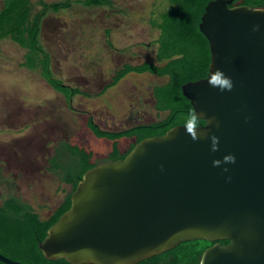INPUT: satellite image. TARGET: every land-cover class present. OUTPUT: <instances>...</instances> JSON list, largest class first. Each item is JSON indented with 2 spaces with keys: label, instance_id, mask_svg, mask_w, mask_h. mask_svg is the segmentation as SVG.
<instances>
[{
  "label": "water",
  "instance_id": "1",
  "mask_svg": "<svg viewBox=\"0 0 264 264\" xmlns=\"http://www.w3.org/2000/svg\"><path fill=\"white\" fill-rule=\"evenodd\" d=\"M234 1L205 5L208 73L181 85L204 124L175 125L87 169L38 242L46 259L136 264L198 239L213 242L199 264H264V7Z\"/></svg>",
  "mask_w": 264,
  "mask_h": 264
},
{
  "label": "rangeland",
  "instance_id": "2",
  "mask_svg": "<svg viewBox=\"0 0 264 264\" xmlns=\"http://www.w3.org/2000/svg\"><path fill=\"white\" fill-rule=\"evenodd\" d=\"M30 1L33 13L41 9L38 0ZM110 1L88 7L71 0L70 8L47 10L41 20L39 41L51 56L52 76L80 89L69 103L42 78L39 66L29 69L21 64L28 59L23 48L0 40V83L19 86L21 92L8 88L0 94V202L16 195L40 218H47L71 189L50 167L55 147L78 145L91 151L97 162L111 150V140L96 138L87 127L89 116L101 130L119 131L167 115L155 108L153 96L154 87L164 84L166 76L129 72L109 85L125 63L160 64L155 60L158 31L149 21L166 3ZM3 3L0 0V9ZM132 139L121 137L117 146L125 150Z\"/></svg>",
  "mask_w": 264,
  "mask_h": 264
},
{
  "label": "trees",
  "instance_id": "3",
  "mask_svg": "<svg viewBox=\"0 0 264 264\" xmlns=\"http://www.w3.org/2000/svg\"><path fill=\"white\" fill-rule=\"evenodd\" d=\"M84 6H103L110 0H81ZM165 9L149 21L158 31L155 40L157 45L154 62H142L137 65L125 63L116 70L111 83L114 85L129 72L166 76L164 84L153 89L155 108L167 111V115L155 122L139 123L119 131L101 130L89 116L87 127L97 137L112 141L111 151L107 160L123 158L141 139L162 135L175 125L194 127L204 124L197 118L189 100L183 96L181 85L206 77L210 62L209 43L199 30L198 24L205 5L210 0H164ZM237 1V0H235ZM41 9L33 13L30 0H4L0 9V40L9 39L25 50L28 58L22 65L29 69L40 67L42 78L55 91L63 94L69 103L71 98L80 93V89L64 84L51 74V56L39 41L40 24L48 11L57 12L70 8L71 0L45 2L38 0ZM78 3V2H77ZM81 3V2H79ZM240 4L248 7H264V0H240ZM108 35V32H106ZM38 60V62H35ZM32 62L31 66L29 63ZM87 95V94H85ZM133 138L125 150L117 146V139ZM100 161V162H103ZM92 161V152L78 145L62 143L55 147V153L49 160L51 169L61 180L70 184L71 189L62 202L47 218L39 214L16 195H8L0 202V254L24 264H70L64 259L48 260L38 249L49 226L70 206V194L75 189L82 174L89 168L100 163ZM227 244L228 240H220ZM213 242L191 240L181 242L174 248L144 259L136 264H199L202 251ZM0 264H6L0 260Z\"/></svg>",
  "mask_w": 264,
  "mask_h": 264
},
{
  "label": "flooded vegetation",
  "instance_id": "4",
  "mask_svg": "<svg viewBox=\"0 0 264 264\" xmlns=\"http://www.w3.org/2000/svg\"><path fill=\"white\" fill-rule=\"evenodd\" d=\"M234 4H240V0H237V1H234ZM13 42V41H12ZM14 43V42H13ZM16 44V43H15ZM8 88H11V89H8ZM19 88V86H7V85H4L3 83H0V94L3 93V92H8V90H15L16 91V94L18 95V92H20V89H17ZM8 89V90H7ZM7 90V91H6ZM18 91V92H17ZM21 93V92H20ZM21 100V98H20ZM107 131V130H106ZM93 133V132H92ZM94 135V133H93ZM95 136V135H94ZM96 138H104V137H97ZM109 140V139H108ZM118 140V139H117ZM134 139H132L133 141ZM129 146V145H128ZM111 151V150H110ZM110 153V152H109ZM108 153V154H109ZM108 154L107 156L104 158L106 159L108 157ZM103 161V160H102Z\"/></svg>",
  "mask_w": 264,
  "mask_h": 264
},
{
  "label": "clouds",
  "instance_id": "5",
  "mask_svg": "<svg viewBox=\"0 0 264 264\" xmlns=\"http://www.w3.org/2000/svg\"><path fill=\"white\" fill-rule=\"evenodd\" d=\"M228 87H230V85H227ZM226 163H234L235 162V157L234 156H229L225 159Z\"/></svg>",
  "mask_w": 264,
  "mask_h": 264
},
{
  "label": "crops",
  "instance_id": "6",
  "mask_svg": "<svg viewBox=\"0 0 264 264\" xmlns=\"http://www.w3.org/2000/svg\"><path fill=\"white\" fill-rule=\"evenodd\" d=\"M93 157V156H92Z\"/></svg>",
  "mask_w": 264,
  "mask_h": 264
}]
</instances>
